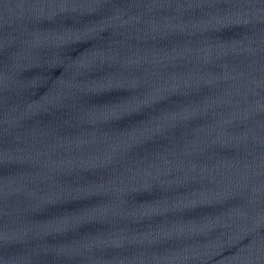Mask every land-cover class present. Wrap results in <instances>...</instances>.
<instances>
[{
	"label": "water",
	"instance_id": "obj_1",
	"mask_svg": "<svg viewBox=\"0 0 264 264\" xmlns=\"http://www.w3.org/2000/svg\"><path fill=\"white\" fill-rule=\"evenodd\" d=\"M0 264H264V0H0Z\"/></svg>",
	"mask_w": 264,
	"mask_h": 264
}]
</instances>
